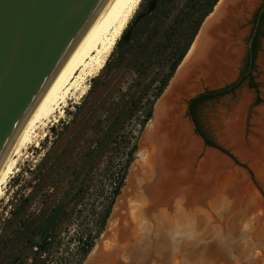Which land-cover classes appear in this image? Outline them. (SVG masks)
I'll use <instances>...</instances> for the list:
<instances>
[{
  "label": "rangeland",
  "instance_id": "rangeland-1",
  "mask_svg": "<svg viewBox=\"0 0 264 264\" xmlns=\"http://www.w3.org/2000/svg\"><path fill=\"white\" fill-rule=\"evenodd\" d=\"M143 1L145 0H140L123 31V34L128 31L129 37L131 36L130 23L140 10ZM185 1L171 0L165 4L164 6L170 11L168 15L164 17V20H156L159 15L150 18L146 23L147 27L155 24L156 21L169 23L172 17H175L179 11L184 9ZM262 1L255 0L253 8L246 15L243 23L239 25L240 31H238V34L241 37L242 50L236 67L237 72L235 71L237 77L245 68L246 42L253 26V17ZM149 9L150 7H148L146 13L150 11ZM136 19L133 24L137 21ZM187 26L176 35L174 40L176 45L175 43H169L163 48L161 57L154 62L151 67L152 73L144 80L145 83L153 76L159 79L167 73L170 55L177 53L179 47L184 46L188 38ZM134 30L135 27L132 31ZM145 31L144 29L143 33ZM193 38L195 37L193 36ZM191 42L190 44H192ZM122 43L123 40L120 37L112 49L113 55L109 57L111 63L116 58L115 49ZM190 44L185 53L189 50ZM103 73L104 71L100 70L95 76ZM123 73L121 69L112 72L108 78L110 82H107L106 87H102L101 80L96 81L94 84L99 87L97 94L88 100L87 107L90 108L92 103L105 98L117 80L123 78V88L126 87L127 83H132L135 77H129L128 75L123 77ZM250 79L255 86L254 88H250L248 80L245 79L229 89L227 93L202 102L199 105L198 116L205 134L213 142L221 145L228 155L232 154L236 157L235 155L238 153H232L228 147L223 146L219 140V135L222 131L229 138V134H227L230 130L227 127L228 122H235L238 114L242 113L244 144L246 150H249H247L248 152H239L246 155L244 159L249 158V160H252L253 168L245 159L247 162L246 167L250 168L249 170L253 173L252 179H254L255 188L249 183V177L245 172L233 168L232 170L227 169L226 174L234 177L239 176L238 179L214 180L210 190L200 195L195 201L190 202L184 198L180 200L179 192L181 190L176 194L174 191H170L165 203L161 200L152 202L150 198L148 202L139 207L135 206L128 209L124 207L121 210L119 208L121 205L119 207L117 205L122 197L123 189L127 186L130 169L133 164L142 162L144 159V155L138 152L140 134L143 132L141 130L136 135L134 142L136 149L126 169L122 187L114 200L103 230L93 240L90 252L97 247L99 242H102L109 230L117 226L121 216L128 211L127 215L134 216L133 224L138 229L137 236L133 237L136 244L133 245L132 251H130V255L133 257L131 259L134 261L133 264H143L144 261V264H264V150L259 157L257 153H249L252 152L255 141L259 140L264 134V125L261 124L262 117H264V17L259 26L254 58L250 69ZM89 80L87 81V90L90 86ZM153 92L154 86L150 88L147 95L151 96ZM84 95L76 104L68 102L63 109V117L48 124L44 132L45 138L43 136L39 139L36 147L34 145L29 146L26 157L21 158L18 164V171L9 178L5 186L4 195L0 198V264H30L34 257V247L45 238L50 229L45 234L40 233L39 229L43 221L56 209L59 208L60 213L65 207L67 197L63 194L70 188L72 180L68 179V170H64V165L60 166V164H56V161H52V155L50 154L51 157L48 159L46 166L49 173L45 179H39L40 176L37 172L41 168V164H44L46 154L52 152V149L57 151L65 148L68 151L74 146L73 138L76 131H79L83 111L78 115L75 123H71V119L76 111L75 107L81 103ZM256 100H258L257 104H255ZM154 105L155 103L152 104V107ZM239 108H242L240 109L242 111L238 112ZM258 119L260 122H257ZM233 133L235 135L232 134L229 139L236 143L238 142L237 129L233 130ZM251 148L252 150H250ZM56 153L59 155V151ZM256 157L258 158L255 159ZM76 159L77 154L74 155L73 153L72 160L75 161ZM239 162L241 161L239 160ZM235 184L240 186L237 187ZM77 185L78 182H75L73 189ZM231 185L234 186L232 187L234 196H237L238 200L228 194L227 188ZM180 187L183 189L185 185L181 184ZM70 194L69 192L68 196ZM177 207H179V210H176ZM72 209L76 213L59 221L52 233L49 234L54 239L47 251L48 253L44 256V259L47 260L44 264L75 263L77 258L71 257L70 254L75 251V239L80 227L78 225L79 220L75 216L78 213V207L74 209L70 205L67 207V212L70 213ZM50 210L53 211L49 214ZM137 213L139 217H137ZM20 217L25 221H32L36 217L44 218L37 230L34 231L33 236L30 237L28 244L24 241L26 236H18L17 221ZM126 219H129V216ZM87 257L85 256L86 259ZM85 258L83 259L84 262L82 260L80 264L85 263Z\"/></svg>",
  "mask_w": 264,
  "mask_h": 264
},
{
  "label": "bare ground",
  "instance_id": "bare-ground-1",
  "mask_svg": "<svg viewBox=\"0 0 264 264\" xmlns=\"http://www.w3.org/2000/svg\"><path fill=\"white\" fill-rule=\"evenodd\" d=\"M139 2L121 0L110 17L83 40L24 115L0 159V198L4 195L9 178L18 171L21 158L26 157L29 146L36 147L48 124L63 117V109L68 102L76 104L86 93L87 81L102 69ZM254 3L255 0H218L212 12L204 19L189 50L156 100L151 118L140 135L138 152L144 155V159L133 164L130 169L127 186L117 205H121V210L124 207H139L150 198L152 202L161 200L165 203L170 191L176 194L186 190L179 192L180 200L184 198L192 202L210 190L214 180L239 178L226 174L221 168V160L212 152H206L203 160L192 167L191 160L199 145L190 137L187 124L176 120V114L181 112L178 98L201 87H215L234 78L242 50L239 25ZM240 109L238 112L242 111ZM241 120L240 112L235 122H228L229 138L235 135L233 130L240 126ZM261 124L264 125V117ZM220 134L227 145L235 148L234 152L246 157L236 149L238 142H232L222 131ZM263 146L264 134L255 141L249 153H257L259 157L264 150ZM245 159L253 168L252 160ZM181 184L185 185L183 189ZM232 187L227 188L228 194L238 200ZM127 213L121 216L117 226L109 230L102 242L87 255L84 264H133L130 251L136 244L134 238L138 229L133 224L134 216L130 217ZM128 216L129 219H126Z\"/></svg>",
  "mask_w": 264,
  "mask_h": 264
},
{
  "label": "trees",
  "instance_id": "trees-1",
  "mask_svg": "<svg viewBox=\"0 0 264 264\" xmlns=\"http://www.w3.org/2000/svg\"><path fill=\"white\" fill-rule=\"evenodd\" d=\"M216 2L217 0H186L184 9L179 11L178 15H175L173 23H175L176 27L170 25L164 35L158 38L153 37L154 32L152 34L148 33L147 36L144 35L143 32L147 24L137 25L128 41L123 42L115 49L116 58L113 63L109 59L113 55V52H111L101 69L104 73L89 80V89L81 103L75 107L76 111L71 119V123H75L78 115L83 111L82 118H80L79 131H76L73 138L74 146L68 151L65 148L58 149L59 155L56 153L57 151L52 149V152L50 151V153L46 154L44 164H41L42 166L37 172L40 176L39 179H45L49 173V169L46 166L51 154L52 161H56V164H60V166L64 165V170H68V179L72 180L70 188L63 194L67 197L65 207L59 213L45 238L34 247V257L30 264H44L47 262L44 256L48 253L47 251L54 239L49 234L52 233L59 221L76 213V211L73 212V209L70 213L67 212V207L70 205L74 209L78 207V213L75 216L79 220L78 225L80 227L75 239V251L70 254L72 255L71 257L77 258L73 264H80L88 254L93 240L103 230L114 200L122 187L126 169L136 149L134 143L136 135L148 121L152 104L165 90L170 78L182 61L183 56H185L184 53L193 36H196L201 21L212 12L211 10H213L212 8ZM257 11L253 17V24ZM263 17L264 9L259 15L258 25L251 40V47L247 49L245 68L236 81L221 91H210L200 94L188 102L186 114L194 127L195 134L203 139L205 145L218 148L225 154H227L226 151L217 147L215 142L201 128L198 116L199 105L208 99L227 93L229 89L245 79L248 80L250 88L255 87L250 79V71L247 72V67L249 66L248 57L249 55L251 56V69L259 26ZM160 19H162V16L157 17L156 20ZM184 22L188 25L189 35L184 46L179 47L177 53L170 55L167 73L159 79L153 76L145 83L144 80L152 73L151 67L154 62L161 57L163 48L169 43H175L176 45L174 40L180 30L183 29ZM153 27H156L155 24ZM120 69L124 72L123 77L125 75L135 77L132 83H127L126 87L123 88V78L117 80L105 98L95 101L88 108V100L97 94L99 88L94 83L101 80L102 87H106L107 82H110V79H108L109 75ZM152 86H154V92L151 96H148L147 93ZM257 103L258 100H256L255 104ZM73 153L74 155L77 154L75 161L72 160ZM241 166L243 167V165ZM75 182H78V185L73 189ZM69 192L71 194L68 196ZM52 211L50 210L49 214ZM43 219L36 217L32 221H25L20 217L17 221L18 236H26L24 241L28 244L30 237L33 236L34 231L37 230ZM44 242L46 244L41 254H38L39 248Z\"/></svg>",
  "mask_w": 264,
  "mask_h": 264
},
{
  "label": "water",
  "instance_id": "water-1",
  "mask_svg": "<svg viewBox=\"0 0 264 264\" xmlns=\"http://www.w3.org/2000/svg\"><path fill=\"white\" fill-rule=\"evenodd\" d=\"M120 2L121 0H0V159L30 107L83 40L110 17ZM263 9L264 0L258 7L253 28L246 42L247 49L251 47V40ZM128 39L127 31L122 35V40L127 42ZM248 64L247 72L250 71V55ZM236 78L237 73L233 79L221 85L204 86L178 98L181 112L176 114V120L187 124L190 137L199 145L191 160L192 167L203 160L206 152H212L221 160V168L224 171L241 169L248 175L249 183L255 188L253 173L246 167L247 162L243 155L237 154L233 151L234 147L225 144L221 135L219 140L223 146L237 154L236 157L205 145L203 139L195 134L194 127L186 114L189 100L210 91H221L234 83ZM152 110L153 107L149 119ZM242 123L241 121L237 128L238 151L246 150ZM216 145L223 149L218 143ZM176 210H179V207ZM58 213L59 208L43 221L39 229L41 234L48 231ZM45 244L46 242L41 244L38 254H41Z\"/></svg>",
  "mask_w": 264,
  "mask_h": 264
},
{
  "label": "flooded vegetation",
  "instance_id": "flooded-vegetation-1",
  "mask_svg": "<svg viewBox=\"0 0 264 264\" xmlns=\"http://www.w3.org/2000/svg\"><path fill=\"white\" fill-rule=\"evenodd\" d=\"M171 0H145L143 1L142 6L140 7V10L138 11V13L133 17L132 22L130 23V31H131V35H132V30L134 29V27H136L137 25H139V23L141 22L142 24H146L150 18L152 17H156V16H162V20H164V15H168V13L170 12L168 8H166L164 5L167 4L168 2H170ZM150 4V6H149ZM148 7H150V11L146 13ZM139 19L133 24V22L135 21L136 18ZM175 17L171 18V21L169 23H163V21H157L155 22V28L153 27V25H150L149 27H147V29L145 28V33L144 35L147 36L148 33H153V37L158 38L160 36H163L165 31H167L169 29V26H175V23H173ZM186 22H184L183 24V28H185L186 26ZM93 250V249H92Z\"/></svg>",
  "mask_w": 264,
  "mask_h": 264
},
{
  "label": "crops",
  "instance_id": "crops-1",
  "mask_svg": "<svg viewBox=\"0 0 264 264\" xmlns=\"http://www.w3.org/2000/svg\"><path fill=\"white\" fill-rule=\"evenodd\" d=\"M242 122H243V117H242V120H241ZM243 124V123H242Z\"/></svg>",
  "mask_w": 264,
  "mask_h": 264
}]
</instances>
